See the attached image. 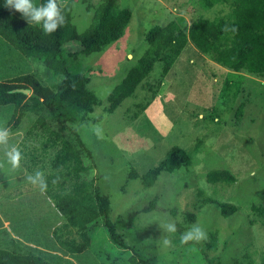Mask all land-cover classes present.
Instances as JSON below:
<instances>
[{"label":"rangeland","instance_id":"374dc122","mask_svg":"<svg viewBox=\"0 0 264 264\" xmlns=\"http://www.w3.org/2000/svg\"><path fill=\"white\" fill-rule=\"evenodd\" d=\"M97 2L74 0L72 22L78 32L91 24ZM118 3L131 12L123 35L101 51L69 61L74 70L88 77L87 87L99 100L88 118L73 126L92 151L93 158L86 159V163H94L95 167L87 178L95 179L100 191L108 196L109 216L120 239L130 247L123 249L110 242L99 225L90 231L92 249L104 264H128L132 248L148 256L155 255L157 264H206L201 250L205 241L175 243L174 234L159 227V222L171 219L185 227L183 233L199 223L207 233V240L210 232L217 231L220 264H234L246 252L258 261L264 253V230L254 222L251 206L264 202V78L233 73L190 44L166 74L162 62H156L131 96L112 112L106 111L109 93L147 50L144 36L150 28L177 16L188 23L200 16L212 19L227 13L229 4L220 3L203 10L197 0H118ZM81 48L78 42H71L63 47V52L76 53ZM26 65L42 81L52 76L38 61L29 59ZM226 82H235L231 90L239 85L233 101L222 92ZM28 116L21 117L16 128L19 132L11 133L16 138L9 139V146L16 145L24 153L19 169L7 162L6 147L0 146V190L18 188L24 198L44 194L38 185L22 184L20 179L29 173V168L33 171L47 168L55 151L49 147L44 151L42 141L46 135L33 127L36 118ZM174 146L187 152L189 165L161 173L149 188L129 176L131 168L144 174L155 167ZM32 153L39 160H33ZM16 170L19 173L13 174ZM210 170H228L235 180L211 183L207 178ZM154 198L155 206L145 212L143 208ZM215 202L228 203L235 211L224 217ZM133 212L137 217L131 222L128 216ZM186 213L195 215L193 223L184 221ZM165 235L172 241L167 248L162 246ZM206 252L209 256L214 254Z\"/></svg>","mask_w":264,"mask_h":264},{"label":"trees","instance_id":"16d2710c","mask_svg":"<svg viewBox=\"0 0 264 264\" xmlns=\"http://www.w3.org/2000/svg\"><path fill=\"white\" fill-rule=\"evenodd\" d=\"M197 1L203 10L220 3H228L230 9L212 19L200 16L188 23L183 17L177 16L164 25L150 28L144 36L148 43L147 50L109 93L107 112H112L134 93L156 62H162L163 74H166L190 44L197 52L233 73L245 72L264 78V0ZM34 2L40 4L45 0ZM58 3L65 22L55 32L45 34L39 26L28 24L21 13L6 7L5 0H0V126L8 127L11 133L19 132L16 128L21 117L29 115L30 118L31 115L36 118L33 127L46 135L42 141L44 151L48 147L55 150L47 168L37 169L44 173L47 182L44 194L23 197L22 202L24 205L29 204V209L36 217L32 226L36 228L35 232L41 234V238L34 240L37 246H28L31 252L27 253L0 247V264H104L101 256L92 249L93 238L90 235V231L99 225L106 231L110 242L130 249L120 239L116 224L109 216L108 196L100 191L95 179L87 178L90 169L95 167L94 163H86V159L93 158L92 151L73 126L86 120L99 100L87 87L88 77L74 70L69 61L101 51L119 39L130 20L131 12L129 8L120 7L118 0H98L91 24L83 32H78L72 22L74 0H58ZM71 42H78L81 50L64 53L63 47ZM29 59L41 63L52 72V76L42 81L35 73L28 71L26 63ZM234 83L226 82L222 90L230 101L239 93V85L231 90ZM23 90H29V94ZM242 105L237 111L239 116L242 114ZM35 159L38 158L33 154ZM189 164L187 152L174 146L158 165L144 174H138L131 168L129 176L138 179L144 188H149L161 173H171ZM36 171L29 168V173L21 178L23 182L31 183L27 177ZM17 173L19 170L13 172ZM207 178L211 183H231L235 180L228 170H210ZM40 202L48 203L53 214L43 211ZM155 203L156 198L150 200L143 210H151ZM215 203L224 217L235 211V207L228 203ZM251 209L254 222L264 230V202L253 204ZM170 212L174 214V210ZM136 217L137 213L133 212L128 219L133 222ZM194 220V214L186 213L185 222L189 224ZM9 221L11 230L16 232L17 217ZM2 225L3 220L0 218V227ZM176 226L174 242L180 243L185 227L179 222H176ZM0 231L5 233L6 229L0 228ZM219 244L217 231L210 232L201 248L206 264H220L217 254ZM207 250L214 254L209 256ZM127 262L157 264L155 255L148 256L133 248ZM234 264H264V253L255 261L246 252Z\"/></svg>","mask_w":264,"mask_h":264},{"label":"clouds","instance_id":"9594fccd","mask_svg":"<svg viewBox=\"0 0 264 264\" xmlns=\"http://www.w3.org/2000/svg\"><path fill=\"white\" fill-rule=\"evenodd\" d=\"M5 6L21 13L28 24L39 26L45 34L55 32L65 22V16L58 0H45L44 3L40 4L35 3L34 0H5ZM10 136L11 130L6 126H0V146L6 147L7 162L13 168H19L23 158L22 152L16 145L9 146ZM27 179L32 184L38 185L41 191L46 190L47 182L42 171L37 170L34 175H28ZM158 225L165 233L174 234L177 231L176 223L171 219L159 222ZM206 240L207 233L199 223L192 224L180 236L181 244L200 243ZM162 246L166 248L172 246V241L167 235L162 237Z\"/></svg>","mask_w":264,"mask_h":264},{"label":"crops","instance_id":"0c3cea01","mask_svg":"<svg viewBox=\"0 0 264 264\" xmlns=\"http://www.w3.org/2000/svg\"><path fill=\"white\" fill-rule=\"evenodd\" d=\"M20 181L22 184L24 183L22 179H20ZM8 187L9 185L3 188ZM0 192H7V195H0V218L3 220V225L0 228L6 229L5 233L0 231V247L8 248L7 250L13 248L22 253L31 252L28 246H37L33 242L41 238V234L35 232L34 229L36 228L32 226V222H34V218L36 217L29 209V204L24 205L22 203L24 200L21 190L18 188L16 191L1 189ZM40 205L43 211H48L49 214H53V210L48 203L43 202ZM15 216L18 222L16 232L11 230L9 226V220L13 219L14 221ZM11 239H13V242H11Z\"/></svg>","mask_w":264,"mask_h":264},{"label":"water","instance_id":"95a60500","mask_svg":"<svg viewBox=\"0 0 264 264\" xmlns=\"http://www.w3.org/2000/svg\"><path fill=\"white\" fill-rule=\"evenodd\" d=\"M25 93H29V90H23Z\"/></svg>","mask_w":264,"mask_h":264}]
</instances>
